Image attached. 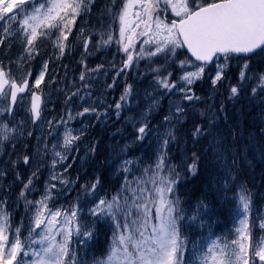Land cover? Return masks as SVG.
<instances>
[{
	"label": "snow or ice",
	"instance_id": "obj_1",
	"mask_svg": "<svg viewBox=\"0 0 264 264\" xmlns=\"http://www.w3.org/2000/svg\"><path fill=\"white\" fill-rule=\"evenodd\" d=\"M87 4L88 0H0V21L8 25L4 31H9L11 24L18 23L30 46L38 36H46L55 29L60 33L57 41L63 51L65 45L62 41H67L70 26L74 24L82 6L83 10H87ZM169 8L179 20L167 22L164 14ZM133 9L138 10L133 12ZM116 16L120 25L119 40L116 42L122 44V50L127 56L124 68L129 67L134 59L151 58L160 54L175 57L178 49L186 48L194 61L200 62L197 64L190 59L178 61L180 69L184 71L180 79L187 84L200 79L205 67L221 55L227 61L234 54L249 56L258 51L264 52V0H205L203 3L199 0H126ZM141 25L143 28L137 31ZM138 36L146 37L141 42L142 45H153L154 50L140 47L134 53L133 40ZM113 39L111 32L101 35L103 44H110ZM189 66L195 70L188 71ZM217 67L213 84L221 80L225 65ZM243 67L247 70L248 64L245 63ZM153 71L159 72V69ZM168 75L171 76V73ZM43 79L44 73L41 72L32 87L39 89ZM80 79H85L83 74ZM240 79H248L246 71H241ZM158 83L169 90L176 87L167 78L159 79ZM254 85L251 88L254 97L264 93V74L254 78ZM26 91H30L27 78L21 77L18 82L0 66V100L5 102V106L0 107V114H10L18 94ZM230 92L232 97H237L240 88L233 86ZM127 94L128 90L121 99H125ZM193 98L192 95L185 96L187 100ZM40 99L36 92H32L31 111L34 119L40 116ZM120 107L117 103L116 108ZM88 111L89 109H84V112ZM176 111L180 113L183 109L178 106ZM146 129L147 124L138 128V139L144 138ZM14 131L15 128L10 127L8 122L0 121V141L11 139ZM195 134L201 135L202 129L197 128ZM167 135L175 138L171 131ZM76 139L79 137L72 136L71 131L66 130L64 147L67 148ZM168 142L165 140L164 145ZM210 147L216 163L231 179V169L236 162L235 144L228 147L223 141H214L210 143ZM228 153L232 155L231 164L227 162ZM56 155L61 156V153L57 152ZM28 159L24 158L25 163ZM165 160L163 155L158 157L154 167L149 165L144 168L141 176L131 181L125 177L124 185L115 195L110 199H99L89 209L90 216L97 220H110L114 225L111 243L104 258L94 260L93 264H186L184 256L187 238L182 236L181 231L183 209L174 194L179 173L173 166H167ZM131 163L125 160L121 166L123 171L130 172L128 165ZM196 168L194 161L189 166V171L195 174ZM31 183L29 179L24 187L27 188ZM98 183L97 179L95 183L86 186V190L90 188L94 191ZM23 195L22 192L21 196ZM49 199L46 195L35 204L26 201L36 209L30 221L27 242L19 238V228L12 233L14 239L9 238V217L6 213H0V264H85L78 258V251L73 247L72 241L76 237L79 245H87L94 238L96 221L81 218L75 207L66 210L49 208ZM239 200L237 215L244 217L240 219V227L236 229L239 238L222 245L213 241L201 256L199 264H264V236L252 241V229L247 219L251 198L246 189L242 190ZM259 219L258 227L264 230V218Z\"/></svg>",
	"mask_w": 264,
	"mask_h": 264
},
{
	"label": "rangeland",
	"instance_id": "obj_2",
	"mask_svg": "<svg viewBox=\"0 0 264 264\" xmlns=\"http://www.w3.org/2000/svg\"><path fill=\"white\" fill-rule=\"evenodd\" d=\"M200 2L203 3V2H205V0H200ZM208 2H211V0H208ZM117 40H119V38ZM117 44H119V43H117ZM14 64H15L14 67L16 68V70L13 71V75H18L19 77H21V73H20L21 72V70H20L21 65L17 64L16 62H14ZM242 71H246V76L248 78H255L257 76L256 74H254L249 69V67L247 70H245L243 67ZM38 76H39V73H37V75L35 76V79L38 78ZM102 80H103L102 78L97 77V78L92 79L89 83L91 85H98L102 82ZM216 84H214V85L216 86ZM217 89H218V87L216 86L213 90L212 95L215 94ZM47 93H48V91H46V94ZM160 93H163V88H161L158 85H152L150 88H148V90H146V92H144L141 95H136V94L132 93L129 96L130 100H129L127 106H129L131 111H133V113L131 115V122L133 124H135L137 126H141L145 122L147 117L151 113H153L157 110V108L159 106V100L161 98ZM44 97H45V102L51 101L45 95H44ZM104 99H105V95L101 94V93H85V94H83L78 99L77 102L71 104V106L69 107L68 112H67V119L69 121L76 120L77 116L81 112H84V109L87 108V109H89V111L85 112L87 114V116H85V118H84V121L87 123V120L91 116H93V115H89L90 110L95 109L99 104H102L104 102ZM180 102H181V100L177 99L176 96H174V95H173V98L169 99L168 107L166 109L165 116H164V120L157 126V129H155V131L153 133V137L156 139V147H157V150L159 152V156H160L162 149L164 147V141L167 140V138H168L167 133L169 131H171V129L174 126L175 120L179 116V113L176 111V109L178 106L181 108ZM25 103H26V98L21 100V102L17 103V106H24ZM3 106H5V102H0V107H3ZM4 114H6V113L0 114V116H3ZM12 115H13V119H14L15 113L13 112ZM69 117H71V118H69ZM165 117H167L168 119H165ZM36 120H37L36 125H38V130H39L37 138H38V140H40V138H42V139L45 138V131L46 130H45L44 125L42 126V120H40V121H39V119H36ZM102 121H105V119ZM37 122H38V124H37ZM210 123L215 125L214 127L211 128V133L214 136L215 141H223V143L225 145L230 147L227 134L225 133V128L222 125V123L220 122V120L216 119L214 121H211ZM13 133L14 132H12L11 134H13ZM19 135L21 136L22 134H19ZM132 141L126 143V146L128 144H131ZM40 151H41V153L39 151L34 152L33 157L31 159V162L29 163V161H28V163H27L28 167H30V165L36 166L45 159V152H44L42 146H40ZM122 151L123 150H118V151L116 150L115 154L117 155ZM228 155H229V153H228ZM51 158L53 160L52 162L61 161L60 158L58 159L53 154H52ZM16 161H17V158H16ZM227 162H228V160H227ZM31 171H32V168L30 167L29 171H28V175L30 174ZM51 172H52V174L55 173V171H51ZM231 173H232V178L228 179L227 174L223 170V168L220 165L216 164V171H215L214 177L212 176V179H213L217 189L219 191L222 190L224 192V194L229 192L230 185L235 180L233 169H231ZM52 176L56 177V179H53V177H51L49 179L50 181L48 184L50 187L51 196L52 195L55 196L56 199L57 198H64L66 196L67 192L64 193L63 188L66 186V184L71 185L73 182V179L69 180V178H66L65 174L60 173V172L57 173L56 175H52ZM226 179H228L227 183H225ZM57 182H59L60 185L57 184ZM52 185H55V187H52ZM1 187H2V185L0 184V188ZM235 189H236V192H231L228 194L229 196H233V198H228L231 201L233 200V208H231L232 212H237V207H238V205H240L239 196L242 194V190H243L242 185H239L238 183H235ZM57 190L58 191L60 190V194L55 193ZM2 194L3 195H9L3 191H2ZM11 196H14V194H12ZM12 201H13L12 199H6V198L2 199L0 201V213H6L8 215V217H10L11 214L13 213L12 208L9 209V207L12 206ZM48 205H49V202H48ZM57 208L61 209V206H58ZM3 210H4V212H3ZM35 211H36V209L34 210V212ZM87 219H89V218H87ZM107 224L114 227L113 223L110 220H107ZM239 225H240V222H239ZM26 240L28 241V239H26ZM77 240H78V238H76V237L73 238L74 245L77 246L80 250H86L90 247L93 239L91 241H89L87 243V245H85V246L79 245L77 243ZM23 242H25V238L23 239Z\"/></svg>",
	"mask_w": 264,
	"mask_h": 264
},
{
	"label": "trees",
	"instance_id": "obj_3",
	"mask_svg": "<svg viewBox=\"0 0 264 264\" xmlns=\"http://www.w3.org/2000/svg\"><path fill=\"white\" fill-rule=\"evenodd\" d=\"M240 105H241L240 106L241 109L248 107V109L243 113V115H241V121L240 122L243 123V120L245 119V123H246L248 121V117H249V120L252 123H255V127L251 128V129H248L245 126L246 132L243 135L245 138V140L243 142H240L238 140L237 136H239V134L236 132V129L232 126L233 124L231 125V123H229V121L237 119L236 116H235V118L233 117V119H231V120H228V113L226 116V111L229 107V104H226V102L222 103V106L220 108V112L222 114V117L224 118V120L226 122L229 123V128L231 129V131L233 132V134L235 136V148L240 153L241 150L244 148L249 149V150H253V147L256 146L258 150L260 149V152L264 153V133H262V130H261L262 125H264V105H260L258 107V109L255 108L258 105H256L252 101L240 102ZM199 116H200V118L203 117V108L199 109ZM263 129H264V126H263ZM185 133H188V136L185 137ZM92 138L96 139V140L99 139L98 137H96L95 134L92 135ZM181 141H185L187 143L188 149L194 151L197 158H200L202 156L201 155V149H200L201 145H199L198 143H196L194 141L193 135L191 133H189L188 127L184 129ZM250 155L251 154L249 153V156ZM251 160L256 165V171H254V172H255V176L257 177V182H258L259 188L264 189V165H262V164L259 165V163L255 159H251ZM196 164H197V168H196V171H197V169L199 168V163L196 162ZM205 174H206V172L204 173L203 170L201 169L198 184H196L197 183V175L196 174H193V177H191L190 175H187L186 179L190 184V188L195 190L196 192H199L201 190V187H203V185L205 183L204 182L205 181ZM203 178H204V180H203ZM31 180H32V178H31ZM196 185L199 186V188H197ZM21 192H23L24 195L21 196V194H20V197H21V199H24L26 191L23 190ZM215 212H219V209H216Z\"/></svg>",
	"mask_w": 264,
	"mask_h": 264
},
{
	"label": "bare ground",
	"instance_id": "obj_4",
	"mask_svg": "<svg viewBox=\"0 0 264 264\" xmlns=\"http://www.w3.org/2000/svg\"><path fill=\"white\" fill-rule=\"evenodd\" d=\"M243 135H244V133L241 134V136H240L239 139H238L240 142H243V141L245 140V138H244ZM230 143H231V140L229 141V144H230ZM245 151H247V149H245V148L241 150L242 153L245 152Z\"/></svg>",
	"mask_w": 264,
	"mask_h": 264
}]
</instances>
